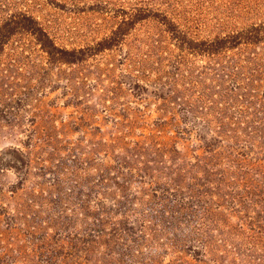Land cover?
<instances>
[{
  "label": "rangeland",
  "instance_id": "rangeland-1",
  "mask_svg": "<svg viewBox=\"0 0 264 264\" xmlns=\"http://www.w3.org/2000/svg\"><path fill=\"white\" fill-rule=\"evenodd\" d=\"M0 264H264V0H0Z\"/></svg>",
  "mask_w": 264,
  "mask_h": 264
}]
</instances>
